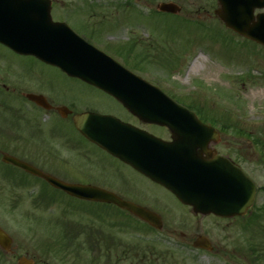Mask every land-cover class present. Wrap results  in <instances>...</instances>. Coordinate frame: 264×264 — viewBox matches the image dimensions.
<instances>
[{"label": "rangeland", "instance_id": "rangeland-1", "mask_svg": "<svg viewBox=\"0 0 264 264\" xmlns=\"http://www.w3.org/2000/svg\"><path fill=\"white\" fill-rule=\"evenodd\" d=\"M69 2L82 6V0ZM161 2L177 4L180 12L172 15L157 11L156 5ZM216 7V0H110L106 8L108 27L101 36L105 43L102 47L107 53L112 52L119 62L122 58L115 54L125 48L128 53L125 52L124 57L131 67H135L133 63L137 62L135 58L139 54L137 57L145 60L134 72L180 104L215 119V122H205L219 133L217 150L233 158L258 188L248 212L251 215L264 206V49L226 30L213 13ZM198 56L200 62L215 66L218 71L210 75L207 68L200 66V71L187 76L190 62ZM40 89L42 94L56 101L114 113L131 121L121 106L98 88L69 77L31 55L17 54L0 44L2 153L30 161L27 154L37 158V153L47 152V165L63 177L83 178L82 172L102 177L101 181L107 180L113 192L122 198L143 204L157 213L162 229L144 227L138 235L139 254L133 258L137 245L130 244L137 235L119 234L117 228L122 221L131 218L129 215L116 206L89 204L55 190L43 181L34 182L24 206L8 204L4 199L7 193L3 197L0 195V224L8 231L29 228L9 218L33 219L29 235L40 249L33 259L42 264L90 263L88 250H79L81 239H74L66 227L61 229L56 223L89 213L95 218H107L112 225L108 234L114 241L124 238L131 246L126 252L121 251L122 247L114 246L110 257L108 254L103 256L102 250L97 264H129V261H132L130 264L137 261L139 264H246L242 247L247 231L242 224L248 214L242 219L193 214L190 207L181 204L169 191L87 143L72 126L71 114L62 118L56 111H44L22 98V93H41ZM143 128L161 138H169L166 128ZM45 134L56 136V141L36 140L37 137L44 138ZM30 137L34 140L24 141ZM63 149L67 155L65 161L57 156ZM17 170L0 159L2 179L20 175ZM37 185H40V191ZM39 195L40 199L37 198ZM50 197L62 203L59 205L63 208L61 214L57 205L46 208ZM70 212L72 214H68ZM102 223H97V233H105ZM200 235L209 240L210 251L192 247V242ZM87 239L90 245L91 239Z\"/></svg>", "mask_w": 264, "mask_h": 264}, {"label": "water", "instance_id": "water-1", "mask_svg": "<svg viewBox=\"0 0 264 264\" xmlns=\"http://www.w3.org/2000/svg\"><path fill=\"white\" fill-rule=\"evenodd\" d=\"M254 1L217 0L218 8L214 12L227 28L264 45V18L253 20ZM157 8L171 13L179 11L173 3H161ZM0 43L102 88L143 121L166 126L172 143H165L113 116L82 113L73 117L75 127L85 137L167 188L183 204L190 205L194 214L231 217L243 215L251 206L255 195L252 182L210 151L209 145L218 141V133L200 122L193 112L87 44L66 25L52 22L49 1L0 0ZM26 97L38 105L45 104L39 95L26 94ZM2 160L46 179L73 196L116 204L150 225L161 227L156 214L112 193L61 184L6 154ZM193 245L210 249L205 237H198Z\"/></svg>", "mask_w": 264, "mask_h": 264}, {"label": "flooded vegetation", "instance_id": "flooded-vegetation-1", "mask_svg": "<svg viewBox=\"0 0 264 264\" xmlns=\"http://www.w3.org/2000/svg\"><path fill=\"white\" fill-rule=\"evenodd\" d=\"M88 0H82V6H78L77 3L69 2V0H50L51 2V15L52 19L56 22H63L67 24L73 31L81 35L85 40H87L89 43L93 44L94 46L97 47H102L105 43L103 42V33L106 28L108 27V17H107V12L106 8L109 6V1L110 0H91L89 1L90 3L87 2ZM94 2V3H93ZM255 3L259 5L261 8H256L254 10V15L257 14H263L264 15V0H255ZM84 6V7H83ZM82 7V8H81ZM85 7H88V9H84ZM91 7V8H90ZM83 82V81H82ZM85 83V82H84ZM89 85V84H88ZM91 86V85H90ZM39 94H42V90H39ZM45 95V94H43ZM113 99L112 97H110ZM45 100L44 101L47 105H49V108H42L44 111H56L58 114H62V112H65L63 108H68L72 111V113H79L83 111H94L98 113H105L108 114L109 112H103L99 111L93 108H88V107H77L74 105L72 102H66V101H56L53 98H51L48 95H45ZM114 100V99H113ZM117 102V101H116ZM59 104L57 106L53 104ZM118 103V102H117ZM119 104V103H118ZM120 105V104H119ZM121 106V105H120ZM122 108V107H121ZM60 114V115H61ZM68 115V114H67ZM66 115V116H67ZM65 116V118H66ZM129 118L131 121L125 120L122 118L123 121L129 122L133 124L136 127H139L143 129V126H150L148 124H144L141 121H139L136 117L130 115L128 113ZM77 132V131H76ZM78 133V132H77ZM80 136V134L78 133ZM44 138H39L37 137V141H56L55 138H57L54 135H43ZM46 136V137H45ZM81 137V136H80ZM83 138V137H81ZM87 143L90 145L96 147L99 149L101 152L104 154L110 156L107 154L105 151L102 149L98 148L95 144L88 142L87 139L83 138ZM34 137H30L28 139H24V141H33ZM165 140H169V138H165ZM61 141H66L65 139H62ZM217 143H220L218 141ZM214 145V144H212ZM216 150V153L221 155V156H226L229 158V160L234 164L237 165L236 161L233 160L228 154L219 152L216 148V145L212 146ZM54 149V147H53ZM199 150V149H198ZM49 151V150H48ZM44 152V151H43ZM1 153V149H0ZM59 153V154H58ZM57 156L60 160L65 161L67 155L64 151L58 152ZM31 154V153H30ZM30 154H27L28 158L30 161H27L25 159H20L38 169L43 171L44 173L57 178L58 180L68 183V184H78L82 186H93L97 188L104 189L106 191H111L112 190V185L107 182V180L101 181L100 178L102 177H95L94 174L92 175L90 172H82V177L83 178H77V177H63L61 176L58 172L52 170L49 168L47 165L48 161V155L47 152L46 154L44 153H37L36 156L37 158L31 156ZM84 156V154H83ZM86 158V155L84 156ZM112 157V156H110ZM115 159V158H114ZM117 160V159H116ZM119 161V160H118ZM128 166V165H127ZM238 166V165H237ZM131 168V167H130ZM132 169V168H131ZM134 170V169H133ZM64 171V170H62ZM20 175L18 176H13L12 178L9 179H2L0 176V195L1 197L4 196V193H7L5 195L4 199L7 201L8 204H11L13 206H24L27 204V199L29 198L28 193L30 188L33 186V184H38L39 181H43L45 184H47L49 187L56 189L52 187L47 181H45L42 178L38 177H33L32 175L26 173L25 171L19 169L16 171ZM136 172V171H135ZM137 173V172H136ZM36 182V183H34ZM7 185L8 187L5 188L4 185ZM39 191H40V185H37ZM3 188V189H2ZM62 193L66 194L62 190H59ZM115 193V192H114ZM67 195V194H66ZM118 195V194H117ZM126 199V198H124ZM82 200L86 203L89 204H103V205H109L105 204L102 202H95V201H90V200H84V199H79ZM50 201L48 203V206L50 205H61L60 203L57 202H52L55 201L54 198L50 197L48 199ZM137 203V202H135ZM139 204V203H137ZM110 206V205H109ZM60 207V206H59ZM63 212V208H59ZM67 210V207L65 208ZM84 213V212H83ZM127 215H129L131 218L127 220V222L122 221L121 225H117L118 232L119 234H127V233H135L137 235V239H133L131 241V246H133L134 243L137 245V250L135 253H133L132 257L136 258L139 254V249H140V241L138 240L139 233L143 231L144 228V222L139 220L138 218L130 215L129 213L125 212ZM68 214H72L71 212ZM75 217V219H72V217L65 219L67 220L66 222L59 223L56 221V223L59 224L60 228H67L68 233H72L74 239H81V244H79V250L81 251H87L90 254V263L88 264H97L98 258L102 256L101 252L104 250L103 256H106V254L109 255L112 252V248L117 245V247H122L123 249L121 251L126 252L127 250H131V246L129 247V243H125L124 238H121L114 241L113 237L110 236L108 233L110 232L111 229V224L107 222V218H95L91 216L89 213L87 216H80ZM64 219V218H63ZM16 224H24L25 226H28L29 228H24L21 231L17 230H12V232L8 231L3 225H0V228L4 232V238L2 242L0 243V264H42L41 262L33 259L34 255L38 250H40L37 245H34L32 237L29 235V232H31V225L33 222L32 218L29 217H19L15 219H10ZM105 225V233L102 231L100 233L96 232V225L97 223H101ZM130 225L129 227L127 225ZM109 231V232H108ZM89 233V235H87ZM87 237L91 239L90 245L87 243ZM126 250V251H125ZM35 258V257H34ZM108 259V257H107ZM132 263V261H129V264ZM136 264H139V261L136 262Z\"/></svg>", "mask_w": 264, "mask_h": 264}, {"label": "trees", "instance_id": "trees-1", "mask_svg": "<svg viewBox=\"0 0 264 264\" xmlns=\"http://www.w3.org/2000/svg\"><path fill=\"white\" fill-rule=\"evenodd\" d=\"M142 60L143 58L139 61ZM200 113L205 119L215 122L213 117L205 115L202 111ZM246 219L242 224V228L247 231L245 244L242 247L244 260L246 264H264V206L259 207L256 213L247 216Z\"/></svg>", "mask_w": 264, "mask_h": 264}, {"label": "bare ground", "instance_id": "bare-ground-1", "mask_svg": "<svg viewBox=\"0 0 264 264\" xmlns=\"http://www.w3.org/2000/svg\"><path fill=\"white\" fill-rule=\"evenodd\" d=\"M200 66L204 67L205 69L207 68L208 74L210 75H214V72L218 71V69L215 66H209L206 63H204V61L200 62V56L195 57L193 59V61L190 62L189 66H188V70H187V76L190 73H195L197 71H200Z\"/></svg>", "mask_w": 264, "mask_h": 264}]
</instances>
